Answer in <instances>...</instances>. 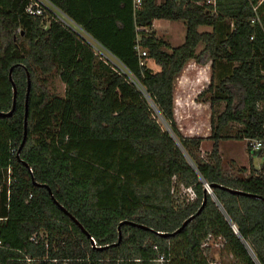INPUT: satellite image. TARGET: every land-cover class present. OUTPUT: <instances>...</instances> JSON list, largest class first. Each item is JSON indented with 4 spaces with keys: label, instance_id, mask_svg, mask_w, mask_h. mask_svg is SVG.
Listing matches in <instances>:
<instances>
[{
    "label": "trees",
    "instance_id": "16d2710c",
    "mask_svg": "<svg viewBox=\"0 0 264 264\" xmlns=\"http://www.w3.org/2000/svg\"><path fill=\"white\" fill-rule=\"evenodd\" d=\"M49 1L134 81L86 38L28 14L30 0H0L1 112L13 107L11 68L17 88L12 116H0V264H30L27 256L35 264H210V237L224 240L220 254L226 251L232 264H264V0H142L138 8L134 0ZM160 19L184 21L181 45L156 37ZM190 60L212 62L210 84L197 97L211 106L213 146L202 159L205 138L182 135L174 115L175 81ZM28 74L27 140L19 152ZM55 75L64 95L49 88ZM231 123L241 126L235 134ZM231 138L247 139L261 160L258 168L251 161L248 176L222 170L219 142ZM252 140L262 147L254 150ZM208 184L216 185V199ZM205 198L180 233L162 235L180 228ZM75 220L104 248L93 247ZM123 221L134 225L123 224L115 244ZM41 230L48 249L30 240Z\"/></svg>",
    "mask_w": 264,
    "mask_h": 264
},
{
    "label": "rangeland",
    "instance_id": "374dc122",
    "mask_svg": "<svg viewBox=\"0 0 264 264\" xmlns=\"http://www.w3.org/2000/svg\"><path fill=\"white\" fill-rule=\"evenodd\" d=\"M160 1H162V0H158V2H160ZM155 27L159 31V36L167 39L170 43L172 42L171 44H173V46H179L184 41L185 34H186V29H185L186 27H185L184 21H181V20L173 21V20L160 19V20L156 21ZM210 29L211 28H208L207 26L200 27V31L210 30ZM203 47H204V45L202 43L199 44L197 47V51L199 52ZM101 51L105 55L107 54L104 50L101 49ZM98 53L101 55L100 52H98ZM148 64L155 71L159 68L158 65L152 60H149ZM190 76L192 77L191 78L192 81L193 80L196 81L200 75H199V73H196L195 75L193 74ZM208 78H210V77H208ZM181 81H182V74H179L178 78L175 81V87L176 88L178 87V85L181 84ZM203 81H206V82H204V85H201L200 82L197 83L198 86H196V87H199V88H190V91L192 93V99L189 103L190 106H189V110H188V114H187L188 115L187 120H186V118L183 119V117L180 116V114H178L177 118H175L180 132L182 133V135H184L186 137L187 136H196L197 134L204 135L210 129L211 121L205 115V113L203 111L205 108L203 106L201 107L200 102L198 100H196V97H198L197 92L201 91L203 86H207V83L209 84V82H210L209 79L208 80L204 79ZM190 83H193V82H190ZM49 88H50L51 92L54 94L64 95L66 86L61 81L60 77L58 75H55L50 80ZM195 101L199 102V104L195 103ZM181 108H182V106L177 105V112L178 113L183 111V109H181ZM216 108H217L216 113H220L224 109V103L218 105V107H216ZM155 111H156L157 119H158L159 123L161 124V126L166 130H167V128H170L164 122V120L162 119V117L159 114V112L157 111V109ZM187 115L184 117H187ZM229 127H231V129H232V130L230 129V131H229L230 134H235L234 130H237L241 126L237 123H231ZM230 142L233 143L232 141H223V145H224L223 147H224V150L226 151V153L230 156H235V158L242 159L243 158V151H242L241 144H237V145L235 144V146L231 148L229 146ZM209 153H210V151L200 150V153L197 155V157H198V159H202V157L207 158L209 156ZM231 161L232 160L229 157L225 158V163L227 164V168L228 167L231 168L234 166L232 163H234L235 161L234 162H231ZM236 167L241 168L240 166H236ZM226 174L231 175V174H228V172ZM234 175H235V173L232 174L231 176H234ZM241 176H247V175H245V173L243 172ZM183 193H184V189H183ZM190 195L193 196V194L191 192H190ZM223 245H224L223 239L210 237V239L208 240V244H207V247L209 246V250H207V249L205 250V252L207 253V255L209 257L210 264H232L233 262H235V261H233L232 257L226 251H223V254H220V249L222 250Z\"/></svg>",
    "mask_w": 264,
    "mask_h": 264
},
{
    "label": "crops",
    "instance_id": "0c3cea01",
    "mask_svg": "<svg viewBox=\"0 0 264 264\" xmlns=\"http://www.w3.org/2000/svg\"><path fill=\"white\" fill-rule=\"evenodd\" d=\"M156 21L157 20H155L154 23H153V30L156 33V37L169 42L167 39L159 36V31L155 27ZM208 28H210V27H208ZM204 31H211V29L210 30H204ZM89 38L92 41H94L96 44H98L91 37H89ZM184 40H185V38H184ZM171 46H173V44H171ZM168 51H170V50H168ZM158 67L159 68L156 71H158L160 69L159 65H158ZM196 73H199L200 76L198 77V79L196 81L195 80L192 81V79H191L192 77L190 75H193V74L195 75ZM180 74H182L181 84L178 85L177 88L175 87V91H174V115H175V118H177L178 114H180V116H182L183 119L186 118V120H187V118H188L187 114H188V110H189V106H190L189 103H190V101L192 99V93L190 91V88H199V87H196V86H198L197 85L198 82H200L201 85H204V82H206V81H203L204 79H207V80L209 79L211 81L212 62L209 61L206 64H199V63L195 62L194 60H190L189 62H187V64L185 65V67L183 68V70H182V72ZM208 77H210V78H208ZM190 82H193V83H190ZM209 84H210V82H209ZM209 84L207 83V86H203L201 91L197 92V94L199 95L204 89H206L208 87ZM196 100H197V97H196ZM195 103L199 104V102H197V101H195ZM178 104L180 106H182L181 109H183V111L179 112V113L177 112V105ZM200 106L201 107L203 106L205 108L203 111H204L205 115L211 120V106H210V103L209 102H200ZM186 115H187V117H184ZM210 135H211V125H210V129H209V131H207V133H205L204 135H201V134H197L196 135V136H200V137H204L205 138L202 141V143H201V149L200 150L211 151L212 146H213V140L208 138ZM190 137H193V136H190ZM223 141H232L233 143H231V142L229 143V146L231 148L234 147L235 144L236 145L237 144H241L242 151H243V158L239 159V158H235V156L228 155L226 153V151L224 150ZM219 149H220V155H221V158H222V170H223V172L225 174L228 172V174H231V175L235 173L234 176L242 175V173L239 172V168L236 167V166H240V167H245L246 168V171L244 173H245V175L248 176V174H250L251 161H252L253 165L256 168H258L260 166V164H261V160L258 158L257 153H255V152L254 153H250L249 152V150H248V140L247 139H233V138H231V139L220 140ZM226 157H229L232 160L231 162L235 161L234 162L235 164L232 163L234 165V166L232 165L233 167H231V168L228 167L227 168V164L225 163V158Z\"/></svg>",
    "mask_w": 264,
    "mask_h": 264
},
{
    "label": "built area",
    "instance_id": "2783aa9c",
    "mask_svg": "<svg viewBox=\"0 0 264 264\" xmlns=\"http://www.w3.org/2000/svg\"><path fill=\"white\" fill-rule=\"evenodd\" d=\"M209 3H214V0H208ZM135 7L138 8L142 5V0H134ZM256 10V8H255ZM26 12L30 15L35 16H41L45 19L52 18L61 25L69 28L70 30L76 32L78 35L86 38L94 47V49L97 52H100L101 55L108 60L117 71H121L122 73H126L132 80V75L128 72L127 69L123 67V65L113 56L111 55L107 50H105L97 41L96 44L94 41H92L89 37V35L79 26L77 25L71 18H69L64 12H62L60 9L56 8L49 0H30L29 5L26 8ZM254 22V20H253ZM92 38V37H91ZM93 39V38H92ZM94 40V39H93ZM104 50L107 54L105 55L101 49ZM142 56H146V51H141ZM144 64V60H141V65ZM134 81V80H133ZM250 145L254 150H259L262 147V141L259 140H252L250 142ZM8 173H11V169L8 170ZM10 182V181H9ZM32 197V195H31ZM47 234L41 230L39 232L34 233L30 240L34 243L38 244L40 241H44L46 249L49 248V241L46 238ZM45 260H48L49 258L46 256L44 258ZM25 260L29 262L30 264H35L34 261L38 260L35 258H31L29 256L25 257ZM55 261H58V259H54ZM164 256H160L158 261H163ZM75 262V263H74ZM62 264H86L82 259H63Z\"/></svg>",
    "mask_w": 264,
    "mask_h": 264
},
{
    "label": "water",
    "instance_id": "95a60500",
    "mask_svg": "<svg viewBox=\"0 0 264 264\" xmlns=\"http://www.w3.org/2000/svg\"><path fill=\"white\" fill-rule=\"evenodd\" d=\"M12 70H13V68H11V70H10V75H9V78H10V80H11V82H12V85H13V92H14V94H13V107H12V109L10 110V111H8V112H1L0 111V116L1 117H10V116H12V114H13V112H14V110H15V106H16V98H17V88H16V85H15V83H14V81H13V78H12ZM30 89H31V78H30V74H28V90H27V99H26V111H25V122H24V138H23V141H22V143H21V147H20V149H19V152H20V150H21V148L24 146V144L26 143V140H27V128H28V115H29V106H28V100H29V94H30ZM162 117V116H161ZM162 119H163V117H162ZM164 120V119H163ZM164 122H165V120H164ZM166 123V122H165ZM167 124V123H166ZM167 131L168 132H170L172 135H173V137L175 138V140L177 141V143H178V145L182 148V146H181V143H180V141H179V139L177 138V136L174 134V132L170 129V128H167ZM183 149V148H182ZM189 160H190V158H189ZM190 162L192 163V161L190 160ZM216 185H207L206 186V189H205V191L207 192V193H209V194H211L213 197H214V199H216L215 198V195L213 194V188L215 187ZM226 188V187H225ZM229 192H231V193H233V194H237V195H245V196H251V197H258L257 195H254V194H251V193H247V192H244V191H242V190H238V189H233V188H226ZM51 193V192H50ZM205 204H206V198H205V200H204V203H203V205L200 207V209L197 211V213L195 214V215H192V216H190L187 220H185L184 221V223L182 224V226L180 227V228H178L176 231H174V232H172V233H162V235L164 236V237H172V236H175L176 234H178V233H180L188 224H189V222H191L197 215H199L201 212H202V210L204 209V206H205ZM63 209V208H62ZM75 222L76 223H78L77 222V220H75ZM123 224H131V225H134V223L133 222H129V221H123L122 223H121V225H120V227H119V240H118V242L117 243H115V244H118L121 240H122V232H121V226L123 225ZM78 225L83 229V231L87 234V236L90 238V241H91V244H92V246L93 247H98L99 249H101V248H104V247H100V246H97V243H96V241L89 235V233H87L86 231H85V229L78 223ZM142 228H144V229H147V227H145V226H141ZM234 229H235V231H236V233L238 234V230H237V228L234 226Z\"/></svg>",
    "mask_w": 264,
    "mask_h": 264
}]
</instances>
